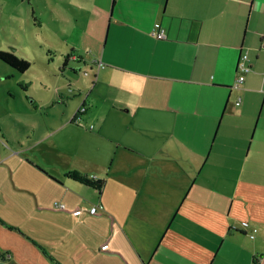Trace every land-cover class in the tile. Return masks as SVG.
<instances>
[{
    "label": "crops",
    "instance_id": "1",
    "mask_svg": "<svg viewBox=\"0 0 264 264\" xmlns=\"http://www.w3.org/2000/svg\"><path fill=\"white\" fill-rule=\"evenodd\" d=\"M108 17L92 77L31 94L27 143L0 144V258L264 264V0H111Z\"/></svg>",
    "mask_w": 264,
    "mask_h": 264
},
{
    "label": "rangeland",
    "instance_id": "2",
    "mask_svg": "<svg viewBox=\"0 0 264 264\" xmlns=\"http://www.w3.org/2000/svg\"><path fill=\"white\" fill-rule=\"evenodd\" d=\"M110 5L111 0L105 7L102 0H0V50L30 64L22 74L0 60V144L27 143L22 122L37 111L31 94L47 101L68 83L73 90L74 79L84 84L92 77L89 65L98 51L89 36L99 30L103 48ZM39 104L42 113L45 105Z\"/></svg>",
    "mask_w": 264,
    "mask_h": 264
},
{
    "label": "built area",
    "instance_id": "3",
    "mask_svg": "<svg viewBox=\"0 0 264 264\" xmlns=\"http://www.w3.org/2000/svg\"><path fill=\"white\" fill-rule=\"evenodd\" d=\"M149 33L158 39H162L166 37V33H165V29L164 27L158 22H154ZM251 69L250 64H249V57L246 51H242L238 57L237 63H236V79H235V86H239L242 84V82L244 81L245 75L246 73ZM240 101V98L237 97L235 100V103L238 104ZM82 110H84V105H81V107H79V109L77 110L78 112H81ZM91 180L97 181L95 176H90L88 177ZM54 206L56 208H60V209H64V204L58 201H54ZM97 210V205H92L88 211L90 213H95ZM243 227H248L249 224L247 221H242L241 222ZM256 229L253 228L252 232H250V236L253 237V232ZM104 248V247H103ZM0 264H6V262L0 258Z\"/></svg>",
    "mask_w": 264,
    "mask_h": 264
},
{
    "label": "trees",
    "instance_id": "4",
    "mask_svg": "<svg viewBox=\"0 0 264 264\" xmlns=\"http://www.w3.org/2000/svg\"><path fill=\"white\" fill-rule=\"evenodd\" d=\"M66 59H67V56L64 61H66ZM0 60L7 63L9 66H11L14 70L18 72H24L30 65L28 60L22 57H18L14 53L9 52V51L0 50ZM77 113L78 111H76L75 115ZM81 180L89 184H92L94 186H98V187L100 186L99 181L91 180L86 176H82Z\"/></svg>",
    "mask_w": 264,
    "mask_h": 264
}]
</instances>
